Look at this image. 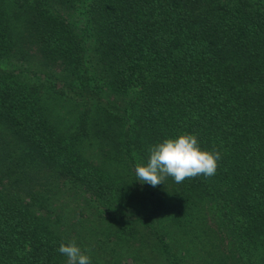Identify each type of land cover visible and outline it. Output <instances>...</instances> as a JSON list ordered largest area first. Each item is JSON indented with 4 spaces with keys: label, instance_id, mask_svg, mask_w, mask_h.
I'll use <instances>...</instances> for the list:
<instances>
[{
    "label": "trees",
    "instance_id": "16d2710c",
    "mask_svg": "<svg viewBox=\"0 0 264 264\" xmlns=\"http://www.w3.org/2000/svg\"><path fill=\"white\" fill-rule=\"evenodd\" d=\"M1 63L0 264H67L73 240L121 264L130 250L85 224L108 216L130 241L139 204L141 225L170 223L155 245L172 264L194 243L229 264L211 220L237 262L264 264V0H0ZM182 134L221 153L215 175L138 181Z\"/></svg>",
    "mask_w": 264,
    "mask_h": 264
},
{
    "label": "rangeland",
    "instance_id": "374dc122",
    "mask_svg": "<svg viewBox=\"0 0 264 264\" xmlns=\"http://www.w3.org/2000/svg\"><path fill=\"white\" fill-rule=\"evenodd\" d=\"M0 66L4 68L6 67L5 63H1ZM13 68H15V65L13 63H9L8 67L3 70H13ZM151 188H154V187L151 186ZM151 207L152 205H149V208L146 209L144 204H139L138 206L136 205L135 207H132L131 210H126L128 214L130 215L129 217H131V220L127 221V223L129 222L128 227H131V228H133V226L136 227L135 228L136 234L135 236H132V239L130 241L125 240V238L120 235V234H123L128 237L130 230L124 231V228L122 227L124 225L118 226L117 224H113V226H111L108 221V216H106V218H98L93 222L85 224V227L90 231L95 228L98 231L105 230V233H103L104 236L97 235L100 238H97L96 236L95 239H104L106 238L108 234H110L112 236V242H118V244L121 246L123 250H127V249L130 250L129 253L120 254V255H124V259L121 264H172L173 258L172 257L167 258V255L165 253L161 254L159 248H157V246L155 245L158 242L159 238H161L163 233H165L166 230L170 231V229L168 228V225H166V224H170L169 222H167V219L163 218L162 224H159L158 222H153L150 228H146L145 226L141 225V223L135 220L138 216L142 215L141 220L143 221L144 224H146L148 222L147 219H148V216L150 215L149 210L151 209ZM144 209L146 210V213ZM145 220H147V222ZM64 223L71 224L72 220H66V221L64 220ZM208 226L210 229H213L214 231H216L219 237L225 239V241H222L219 244L220 245L219 249L223 250L224 247L226 248L228 247V249L226 250L227 254L231 256L232 252L234 253V255L230 257V259H228L227 262L229 264H242V262H237L238 258H237L236 249L234 247L232 248L231 243L229 245L230 240H228V235L226 234V232L224 231V234L220 233V229L215 220L209 221ZM107 229H108V232H107ZM171 230L174 233V237L173 238L167 237L165 239V242L169 244L170 248L175 254L180 250V247L176 245L174 246V243L176 244L175 240H177L178 238L179 239L178 242H180L183 239V235L181 232L179 233L176 232V229L173 226H171ZM155 235L156 236L158 235V237H156ZM78 239L81 241L80 238ZM112 242L108 241V244L110 245L109 256L115 255V252L111 251V249L114 248V245L112 244ZM93 245L96 246L95 243ZM194 245H195L194 248L196 252L192 253L191 256L188 258L189 263L190 264H205L207 260H210V258L207 256L208 255L207 248L201 243H194ZM95 246H92V248L97 252L96 257L99 260H101L102 257H104L105 255L98 252ZM79 247L85 254L90 256L91 264H95L96 257H94V254L88 249L84 250L82 249L81 246ZM116 251H120V250L116 248ZM134 255L137 256V259H138L137 262L133 260ZM103 264H108V262L103 259Z\"/></svg>",
    "mask_w": 264,
    "mask_h": 264
},
{
    "label": "clouds",
    "instance_id": "9594fccd",
    "mask_svg": "<svg viewBox=\"0 0 264 264\" xmlns=\"http://www.w3.org/2000/svg\"><path fill=\"white\" fill-rule=\"evenodd\" d=\"M220 159L219 151L202 150L196 135L182 134L150 146L147 164L137 165L135 175L142 184L152 187L164 184L169 177L179 184L200 175H215ZM58 251L67 258V264H91L90 256L74 240L61 243Z\"/></svg>",
    "mask_w": 264,
    "mask_h": 264
}]
</instances>
